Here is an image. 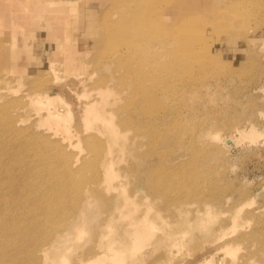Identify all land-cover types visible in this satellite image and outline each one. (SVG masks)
<instances>
[{
    "label": "rangeland",
    "instance_id": "obj_1",
    "mask_svg": "<svg viewBox=\"0 0 264 264\" xmlns=\"http://www.w3.org/2000/svg\"><path fill=\"white\" fill-rule=\"evenodd\" d=\"M24 1V22L0 7V110L26 128L0 115V264H82L119 234L137 237L125 264H264V0ZM47 93L70 142L33 107Z\"/></svg>",
    "mask_w": 264,
    "mask_h": 264
},
{
    "label": "bare ground",
    "instance_id": "obj_2",
    "mask_svg": "<svg viewBox=\"0 0 264 264\" xmlns=\"http://www.w3.org/2000/svg\"><path fill=\"white\" fill-rule=\"evenodd\" d=\"M145 1V0H144ZM24 0H0V7L2 8V9H7V10H10V13H9V15H8V17H9V19H13V18H17V19H19L20 21H25V19H26V13H24V12H20V14L18 15V17H13V15H15V13H13V12H15L14 11V9L17 7V6H24ZM45 2V7H46V9H48L49 11H51L52 12V10H54V11H62V9L61 8H58V7H56V4L57 3H55V0H45L44 1ZM57 2V1H56ZM66 2H70V3H72V1H66ZM48 3V4H47ZM145 3V2H144ZM144 5V4H143ZM57 9H59V10H57ZM135 10V9H134ZM144 11V10H143ZM49 13V12H48ZM3 13L1 12V10H0V21L2 20V15ZM65 18V17H64ZM152 18V17H151ZM118 24V23H117ZM132 25H130V27H131ZM127 27V29H128V26H126ZM132 28V27H131ZM20 29V28H19ZM111 29V28H110ZM109 30V29H108ZM124 30H126L125 29V27H124ZM128 31V30H127ZM108 33H109V31H107ZM128 32H130V31H128ZM22 33V32H21ZM134 33V32H133ZM132 33V34H133ZM140 50V49H139ZM181 66V65H180ZM183 67V66H182ZM148 75V74H147ZM151 75H153L152 76V78L154 77V74H151ZM5 76H6V74H5ZM3 81H4V78L2 79ZM4 85H8L9 84V82H4L3 83ZM10 85V84H9ZM13 89H15L14 87H13ZM43 90V89H42ZM13 92V91H12ZM39 92V91H38ZM49 92V91H48ZM104 92H106L105 94H106V96H104V100H103V102H105L106 100L108 101L109 100V95H107V90H105ZM46 93V92H45ZM38 94V93H37ZM37 94H32V96L31 95H29L30 97H31V101H32V103H33V107H35L36 109L35 110H38V112L40 111L41 113H42V109L44 110V112L40 115V120L42 121V122H44V123H47L46 125H49V127H48V129H51V132L53 131V130H55L54 131V133H58L56 130H57V128L60 126V128H59V130L58 131H60L59 132V134L60 133H62L63 134V136H64V133H66L65 131H67V132H70V130H68V117H69V115H71V114H69V112H68V110H67V108H65V105L63 104L62 105V103L60 104L59 103V105H57V106H55V107H53V106H51L50 107V105L51 104H53V102H54V99L55 98H52L51 96H50V94H44L43 96L42 95H37ZM25 96H27V94H24ZM112 95H115V94H112ZM28 96V97H29ZM24 98V97H23ZM99 101H95V102H92V103H88L87 105H86V107H87V110L88 111H92L93 113H95L96 115H102V114H105V106H99V103H98ZM19 104H21V103H19ZM9 106V105H8ZM19 106V105H18ZM20 107H21V105H20ZM22 107H23V105H22ZM16 112H18V111H13V113H16ZM3 113H5L4 111L3 112H1V110H0V115L3 117V119H4V117H5V119L3 120L2 119V121H4V125H6V126H3V130H4V128L6 127V129L8 130V131H11L12 133H14L13 135L15 136V135H17V136H20V134L22 133V132H24L25 131V129H24V127L23 128H17L12 122H13V120H12V116H6V115H4ZM8 113H9V111H8ZM36 113V112H35ZM7 114V113H6ZM10 114V113H9ZM19 114V113H18ZM107 114V113H106ZM10 115H12V114H10ZM14 115V114H13ZM21 116V115H20ZM110 116H112V114L111 113H109L108 114V117H110ZM15 117V116H14ZM17 117H19V116H17ZM1 119V118H0ZM15 121V120H14ZM17 122L16 123H18L19 121H18V119L16 120ZM40 122V121H39ZM38 122V123H39ZM2 123H1V125H2ZM15 123V122H14ZM15 123V124H16ZM20 123V122H19ZM19 123H18V125H19ZM17 125V124H16ZM21 126V125H20ZM39 126H41V125H39ZM0 127H2V126H0ZM84 127H85V130L86 131H88L89 130V127H90V125H89V118L87 119V122H86V124L84 125ZM28 128V127H27ZM35 128V127H34ZM24 129V130H23ZM1 130V129H0ZM65 130V131H64ZM108 130L113 134L114 133V130L112 129V126H108ZM27 131V130H26ZM62 131H64V132H62ZM1 132H5V131H1ZM28 132V131H27ZM46 132V131H45ZM242 133H244V131H241ZM10 133V132H9ZM47 134H48V132H46ZM241 133V134H242ZM1 134V133H0ZM11 134V133H10ZM43 134H45V133H43ZM51 134V133H50ZM67 134V133H66ZM65 134V135H66ZM6 135H7V133H6ZM2 136H3V134H2ZM8 136V135H7ZM16 136V137H17ZM58 136H60V135H58ZM58 136H56L57 138H58ZM62 136V137H63ZM70 136V135H69ZM79 136V135H78ZM4 137V136H3ZM39 137V136H38ZM44 137H46V136H44ZM67 137V136H66ZM65 136L63 137V138H66ZM219 137V139H220V141H224V143H227L228 145H230L231 144V142H232V139L230 138V137H222V136H220V135H218V136H216V139ZM9 138V137H8ZM47 138V137H46ZM56 138V139H57ZM60 138V137H59ZM58 139V142H59V144H60V141H64V139ZM69 137H67V140H66V142L68 141V140H70L71 139V137L68 139ZM81 138V137H80ZM18 139V138H17ZM51 139V138H50ZM219 139L217 140V141H219ZM8 140V139H7ZM13 140V142L15 141V142H17V140L16 139H14V137H12V138H9V140H8V142H10V141H12ZM45 140V139H44ZM47 140H48V138H47ZM60 140V141H59ZM21 141V140H20ZM56 141V140H55ZM2 142V141H1ZM7 142V141H6ZM22 142V141H21ZM65 142V143H66ZM68 142H70V141H68ZM24 143H25V141H24ZM34 143V142H33ZM57 143V142H56ZM71 143H72V141H71ZM2 144V143H1ZM14 144V143H13ZM22 144V143H21ZM47 144V143H46ZM58 144V145H59ZM66 144H68V145H70L69 143H66ZM3 145V144H2ZM1 145V146H2ZM17 145V144H16ZM61 145V144H60ZM63 146H64V143L62 144ZM61 145V146H62ZM68 145H66V146H68ZM14 146V145H13ZM23 146V145H22ZM29 146H31V145H29ZM28 146V147H29ZM34 146H35V144H34ZM60 146V147H61ZM5 147H7L8 149H9V146H7V144L5 145ZM36 147V146H35ZM68 147H70V146H68ZM4 148V147H3ZM16 148V147H15ZM22 148V147H21ZM20 148V149H21ZM38 148V147H37ZM36 148V149H37ZM63 148H66L65 146L63 147ZM62 148V149H63ZM1 149V148H0ZM5 149V148H4ZM3 149V150H4ZM11 149V148H10ZM20 149H19V151H20ZM24 149V148H23ZM22 149V150H23ZM36 149H34V150H36ZM13 150H17V149H14V147H13ZM28 150V152L30 151L29 149H27ZM66 150V149H65ZM6 151V150H5ZM25 151V150H24ZM32 151V150H31ZM37 151V150H36ZM9 152H11V150L9 151ZM17 152V151H16ZM33 152H35V151H33ZM32 152V153H33ZM11 153H13V151L11 152ZM19 153V152H18ZM3 154V153H2ZM15 154V153H14ZM14 154H13V156H14ZM22 154V153H21ZM1 155V154H0ZM16 155H17V153H16ZM31 155V154H30ZM19 156V155H18ZM5 157V156H4ZM9 156H6L5 158H8ZM14 157H16V156H14ZM20 157V156H19ZM18 157V158H19ZM1 158V157H0ZM4 158V159H5ZM13 158V157H12ZM11 159V158H10ZM19 159H21V158H19ZM6 160V159H5ZM9 160V159H8ZM14 160V159H13ZM2 161H3V159H2ZM1 161V162H2ZM10 161V160H9ZM8 162V161H7ZM11 162V161H10ZM15 162V161H14ZM19 163H20V161H18ZM9 163V162H8ZM8 163H7V165H8ZM13 163V162H12ZM11 163V164H12ZM3 164V163H2ZM1 163H0V168H1V165H2ZM12 166V165H11ZM10 166V167H11ZM4 167V166H3ZM15 167H17V166H15ZM14 167V168H15ZM19 167V166H18ZM17 167V168H18ZM4 168H6V166L4 167ZM22 168V167H21ZM7 169H8V167H7ZM16 169V168H15ZM1 171H0V180H4V179H6V178H3L4 176L3 175H5L4 173V171H6V170H4V169H0ZM2 170H4V171H2ZM11 170V169H10ZM14 170V169H13ZM19 170L21 171V169H20V167H19ZM42 170V169H41ZM12 171V170H11ZM16 171V170H15ZM14 171V172H15ZM19 171V172H20ZM25 171V170H24ZM30 171V170H29ZM7 172H8V170H7ZM22 172V171H21ZM11 173V172H10ZM7 174V173H6ZM21 174V173H20ZM19 174V175H20ZM2 175V176H1ZM26 175V174H25ZM28 175V174H27ZM8 176V175H7ZM192 176H193V174H192ZM10 177V176H9ZM54 177V176H53ZM28 179V178H27ZM55 179V178H54ZM6 183H4V185H5ZM13 184L14 183H11V185L13 186ZM33 184V183H32ZM32 184H30V185H32ZM3 185V186H4ZM7 185H9V184H7ZM14 185H16V184H14ZM34 185V184H33ZM42 185H44V183H42ZM47 185V184H46ZM1 186V185H0ZM39 186V185H38ZM6 187V186H5ZM4 187V188H5ZM11 186H9V188H10ZM15 187V186H14ZM25 188H26V186H24ZM16 188H17V186H16ZM8 189V188H7ZM18 189V188H17ZM31 189H32V187H31ZM37 189V188H36ZM39 189V188H38ZM13 190H14V188H13ZM0 192H2V191H0ZM3 192H5V191H3ZM32 193V192H31ZM4 194V193H3ZM6 194V193H5ZM5 194H4V197H5ZM82 194V193H81ZM31 195V194H30ZM1 196H3V195H1ZM1 196H0V199H1ZM7 197V196H6ZM30 197V196H29ZM29 197H28V199H29ZM32 197V196H31ZM25 198V197H24ZM4 199V198H3ZM27 199V198H26ZM2 201H5V200H2ZM1 201V202H2ZM0 202V203H1ZM126 202H127V200L125 201V203L124 204H126ZM87 203H89V202H86V204ZM5 204V203H4ZM3 204V208H1L0 209V211L2 212L3 210L2 209H6V207L8 206H6V205H4ZM137 204H138V202H137ZM2 204H0V206H1ZM139 205V204H138ZM141 205H143V204H141ZM6 206V207H5ZM24 206V205H23ZM39 206H40V204H39ZM130 206V205H129ZM49 207V206H48ZM146 207H147V205H146ZM12 208V207H11ZM4 209V210H5ZM10 208H8V210H9ZM22 209V208H21ZM38 209V208H37ZM7 210V211H8ZM181 210V209H180ZM13 211H15V209L13 208ZM3 212H5V214H6V216L3 214V218L1 217V219L5 222L6 220H4V218H7V212H6V210L5 211H3ZM10 212H11V210H10ZM19 212V211H18ZM12 213V212H11ZM14 213H16V212H14ZM0 214H2V213H0ZM10 214V213H9ZM39 214V213H38ZM41 214V213H40ZM11 215V214H10ZM9 215V216H10ZM146 215V214H145ZM145 215H143V216H138L137 218H135L132 222H128V223H126L122 228L123 229H125V230H128V229H131L132 231H136V232H140V231H142V230H145V232H146V229H147V225L148 224H150L151 222H150V218H148L147 216H145ZM36 216V215H35ZM34 216V217H35ZM23 217V216H22ZM22 217H20V219L22 218ZM149 217H151V216H149ZM0 219V220H1ZM4 224H6V222L4 223ZM7 224H8V222H7ZM6 224V225H7ZM8 226V225H7ZM0 227H4V226H2V223H1V225H0ZM71 227V226H70ZM204 227H205V225H204ZM5 228H6V231H8L7 230V227L5 226ZM77 228V227H76ZM70 229V228H69ZM4 230V229H3ZM72 230V229H71ZM165 230H166V228H165ZM163 232V231H162ZM160 233V232H159ZM166 233V232H165ZM130 234H132L131 232H130ZM167 234V233H166ZM169 234V233H168ZM135 235V234H134ZM170 235V234H169ZM130 236H133V235H130ZM136 236H137V234H136ZM154 237V236H153ZM155 237H157V235H155ZM154 237V238H155ZM160 237V236H159ZM164 237V236H163ZM162 237V238H163ZM170 237H171V235H170ZM236 237V236H235ZM137 238V237H136ZM136 238H134V236L132 237V238H129L128 236H124V235H122V234H119L117 237L116 236H112L111 235V241H110V246H111V248H109V249H103V246H102V248L100 249V250H98V251H96V252H88L89 254L87 255V256H85V258H84V260H83V263L82 264H89V262H91V264H121V263H123V264H125L129 259L131 260V258H133L134 256H131L132 254V252H131V249H129V247H130V245L132 244V245H134V243H135V241H134V239H136ZM155 240H156V238H155ZM160 240V239H159ZM222 240V239H221ZM54 242L56 241V240H53ZM54 242H53V244L52 243H49L48 245L49 246H46V247H43V251L44 252H47V250L48 249H50L52 246L54 247ZM151 242H153V241H151ZM154 242H156V241H154ZM159 242V241H158ZM166 242V241H165ZM219 242V241H218ZM161 243H162V241H161ZM152 244V243H151ZM155 244H157V243H155ZM239 244V243H238ZM53 247L51 248V250L53 249ZM238 247V245L236 246V243H233L232 241H227V242H225V244H223V245H221L220 246V248L221 249H223L225 252H228V253H230V254H232L233 256H232V262L234 263V258H235V251H234V249H236ZM67 248V247H66ZM66 248H65V250L64 251H66ZM55 249V248H54ZM57 251V250H56ZM153 251V250H152ZM81 252V251H80ZM151 251L149 250V253H150ZM14 254H12V256L10 255H8V259H7V261H9V259L11 260V261H16V262H18V263H20V261L22 262L23 261V259H21V258H19V259H17L16 257L18 256V254L17 253H15V252H13ZM52 253H53V251H52ZM65 252H63L62 254H64ZM11 254V253H10ZM52 255V254H51ZM66 255V254H65ZM65 255H63V256H61V257H55L56 255H54V256H46V258L47 259H50L51 260V262L53 261L54 262V264H58V262H64L65 261V258L68 260L69 258H67ZM79 255V254H78ZM145 255H147L146 253H145ZM1 257V256H0ZM74 257V256H73ZM79 257V256H78ZM14 258V259H13ZM45 258V259H46ZM80 258V257H79ZM135 258V257H134ZM49 260V261H50ZM72 260H73V258H72ZM129 260V261H130ZM25 261L27 262V260L25 259ZM48 261V260H47ZM133 261H134V259H133ZM146 261V260H145ZM165 262H168L169 260L168 259H165L164 260ZM251 261H253V260H251ZM52 262V263H53ZM82 262V261H81ZM152 262V261H151ZM211 262H212V264H231V260L229 259H226L224 256H222V255H215L213 258H212V260H211ZM48 263V262H47ZM144 263V262H143ZM147 263H148V261H147ZM164 263V262H163ZM61 264V263H60ZM159 264H160V262H159Z\"/></svg>",
    "mask_w": 264,
    "mask_h": 264
},
{
    "label": "crops",
    "instance_id": "obj_3",
    "mask_svg": "<svg viewBox=\"0 0 264 264\" xmlns=\"http://www.w3.org/2000/svg\"><path fill=\"white\" fill-rule=\"evenodd\" d=\"M66 1H72L73 2V0H66Z\"/></svg>",
    "mask_w": 264,
    "mask_h": 264
}]
</instances>
